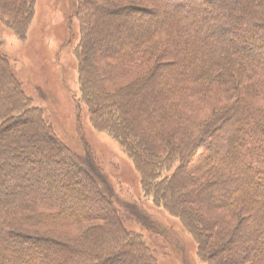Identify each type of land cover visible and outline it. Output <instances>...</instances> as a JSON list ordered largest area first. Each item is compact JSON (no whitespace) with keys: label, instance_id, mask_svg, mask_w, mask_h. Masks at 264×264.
<instances>
[{"label":"rangeland","instance_id":"rangeland-1","mask_svg":"<svg viewBox=\"0 0 264 264\" xmlns=\"http://www.w3.org/2000/svg\"><path fill=\"white\" fill-rule=\"evenodd\" d=\"M7 1L18 2L19 0ZM152 1L90 0L85 6L90 14H93L94 11L92 12L89 6L100 8L105 12V16L100 15V20L103 22L101 27L92 36L94 41L92 45L96 48V59L92 63V71H89V80H86V87L88 86V89L93 90L100 86L99 88L102 90L105 88L104 90L113 93L126 91L127 102L123 115L131 121H136L137 126L142 122L140 121L143 117L141 109H143V105L146 109L149 107V102L152 99V89L155 85H159L160 80L155 78L151 84L149 81L145 83V80H142L143 74H141L134 75L116 84L103 83L101 78L105 75V72L110 67L118 66L120 63L115 62L109 54L102 56L98 51L101 49V43L103 44L108 40H117L119 37L116 35V31L121 32V29L126 32L130 30L131 34L141 39L150 37L151 34L147 35V33L141 36L139 28L145 30L149 28L150 30L148 25L153 22L158 23V15L161 11L160 5L162 4ZM91 2L93 5H90ZM79 3L80 0H34L31 18L25 30H22L21 33L18 29L12 27L11 14L7 9L0 10V62L4 60L5 68L10 72L14 82L12 85L8 80H3L0 77V102L4 103V107L0 108V137H2L0 142V165L2 161H6L7 157H10L12 152L16 154H25L26 152V155L29 153L35 157L37 156L39 161L43 158V161L51 166L53 162L56 168H59L60 165L57 163V158L59 159L61 155L59 151L54 146L47 145L45 141L34 136V133L43 134L38 129L39 126L36 121L38 117L41 122L50 126L51 135L60 143L63 150L65 148L69 150L73 159L71 161L77 162V157H84L85 148L90 150L94 155L96 165L108 182L109 191L107 192L105 189L104 191L100 185L93 181L97 176L87 164L80 162L82 167L88 169L93 180L81 171H77L72 163L70 165V162L63 157V152L61 155L63 161L61 159L59 161L63 162L61 165L63 168H68L69 174L63 175V173L58 172L56 176L51 177L52 183L49 186L42 187L41 185L38 188L41 189L40 191L46 192L55 190L56 195L52 196V201L66 210V213L63 212V214L70 213V216L73 215L74 217L79 214V219L76 218L77 221L75 220L73 223L66 222L41 211L45 215L33 216L25 224L13 228L17 232L15 235L20 237L16 238L19 241L17 246L19 247L23 241L25 244H33L36 240L37 252H33V245L28 249L16 251L15 247L12 248L9 242L6 245V240L0 239V251L5 248V245L9 247L8 250L11 249L8 252H0V255L2 254L1 256L5 258L3 264H11L10 258L12 256H22L26 262L31 259V256L40 259L43 256L44 259L47 257L58 258L59 254L51 255L50 251L46 250L44 245L47 242H56L61 245V249H64L63 246L77 247L78 244L84 247L96 242L107 232L115 233L116 230L113 227L115 225L111 223L112 221L98 219L95 214L98 208L104 209L103 206H109L112 211L115 210L116 215L119 213V219L122 221L125 233L137 235L149 249L157 264H212L211 258L213 256L211 257V255L214 249L211 252L209 251V257L205 255L203 250L201 252V247L205 245L199 240L198 236L201 229L198 219L194 218V215H198L200 212L203 213L206 224L209 226V231H202L208 240L206 246L215 248L222 245L228 236V230L234 228L239 219V229L245 227L249 222V212L252 209L240 205L239 203H242V201L236 195L233 197L234 200L231 204V201H227V198L223 199L221 193L217 190L220 186L227 184L229 173L227 172L228 166L219 167L215 154L219 150V141L228 130L232 111L227 112L226 109L236 101L235 96L237 95L233 89L238 86V83H235L238 77L232 80L226 74L227 72L234 73L238 65L234 63L227 64L226 70L220 68L221 66L217 60H213L214 62L212 61L207 65L205 60L203 61V51L217 48L218 43L228 37L231 27L227 26L224 29L220 24L213 23V25H210L213 27V34L215 35L212 43L210 42L205 47L204 44L195 42L194 62L199 67L201 65L207 66L208 73L214 72V75L206 83L210 86L213 85L216 89L212 87L210 94V92L204 91V87L201 88V84H197L199 90L197 89L195 92L198 95L193 99L192 97L184 99L182 96V98L178 97L176 99V101H182H170L176 102L174 110L178 118H171L172 122L174 121L173 123L165 119L167 123L165 129L168 131L170 127H173V130L185 127V131L180 134L169 131L172 138H175L178 143H182V146L179 147L180 155L177 153L178 156L170 157L169 153L175 154V151L170 152L169 149L166 150L165 148H161L160 151L157 150L156 152L151 151L152 154H149L144 148L149 142L148 134L145 132L137 133V130L134 132L124 131L122 133L123 137H126V141H129L135 149L132 151L135 158L132 159L123 144L121 145L117 139L101 127L97 128L91 123L89 108L83 101L80 85L81 67L76 53H79L83 34L90 30L92 22H87L84 27L87 31L83 32L80 21L81 14H78ZM188 4H197L207 16L212 12L218 14L220 11L218 7L212 9L205 7V5H208L206 0H198ZM111 11L115 13L112 14ZM185 11H188V8ZM221 12L225 14L227 10ZM21 13L24 14V10ZM242 20L245 21L246 19ZM114 21H120V23L123 21L124 26H116ZM176 28L182 29L184 26L180 24ZM99 37H103L104 41ZM119 43L124 44L123 40H119ZM151 43L146 50L149 51V57L155 60L152 63L155 65L162 64L157 67V70L163 71L164 76L167 77L173 71L183 72L189 64L191 55L187 51L184 57L180 58L176 55H169L171 51L163 48L162 45L154 46L153 41ZM247 44L245 46L248 49L251 48L258 53L264 51V41L254 39L253 42L247 41ZM231 48L233 47L231 46ZM231 48L225 47L228 51L219 52V57L226 60L230 56ZM241 48L239 51L246 49L245 47ZM158 55H160V59H158ZM0 68L4 67L0 65ZM237 74L236 76H238ZM81 75L84 79H87L83 73ZM179 79L182 80L184 77L181 76ZM170 82L171 80L168 78L165 83L168 85ZM232 85L233 87H231ZM16 89L21 95V100L27 102L26 107L33 105L38 108V111L31 115H24L22 118L26 121V124L10 131L7 130V127L11 115L24 114L17 106L13 109L7 108V110H4L8 105H6L8 102L7 95L10 96L9 94L12 92L15 94ZM0 105L2 106V104ZM190 107L192 110H190ZM105 109H109L107 104ZM189 111H192L193 114H190ZM183 112V116L179 117V114ZM111 115L116 117V112H112ZM143 119L145 120V118ZM28 140H31V144H27ZM185 154L187 155L182 157ZM223 154L225 152H220L219 155L223 156ZM135 159L137 162H135ZM19 161L18 159L10 160L9 167L15 164L18 165ZM159 163L161 166L156 171L158 178L155 179L157 181H163L165 176H173L180 168L179 171H183L186 176L185 181H179L175 187L170 189L172 196L184 195L195 189H199L200 192L203 190L201 198L196 204L190 206L183 203L182 200L176 202L177 210L179 208L187 209V211H189L188 209L191 210L192 222L189 224L190 229L185 225L183 219L181 220L177 215L178 212L167 211L159 201L158 191L155 193L153 187L155 181L151 179L147 181L144 178V169H146L144 164L157 166ZM1 171L0 177L3 174ZM42 172L49 173L47 167L43 168ZM32 174L34 179L42 180L41 173L33 170ZM27 180L28 184L30 181ZM256 180L263 181L264 175H258ZM241 188L244 189V186ZM83 190H86V192L84 193ZM80 192L83 193V197L77 199L76 196ZM208 194H218L222 206L219 205L218 208L215 205L208 208L205 204L202 205L201 203L206 201ZM219 198H216V200ZM133 204L142 206L140 210L144 214V220L133 216ZM90 212H93L92 216H89ZM218 217H222L227 222L224 225L211 222L217 220ZM32 240L34 241L32 242ZM112 253L103 251L99 253L96 251L94 257L106 258L116 254ZM239 255L241 254L239 253ZM32 260L37 261V264H41L38 259ZM126 260L131 264H143L131 252L126 253ZM224 261H222V264H230V260ZM96 263L97 261L93 264Z\"/></svg>","mask_w":264,"mask_h":264},{"label":"trees","instance_id":"trees-1","mask_svg":"<svg viewBox=\"0 0 264 264\" xmlns=\"http://www.w3.org/2000/svg\"><path fill=\"white\" fill-rule=\"evenodd\" d=\"M196 1L198 0H153L152 2L162 4L160 5L161 11L160 15H158V23L153 22L148 25V27L150 26V30L149 28H147L148 30L139 28L141 36L147 33V35L151 34V38L147 37L146 39H141L131 34L130 30L126 32L124 29L120 28L121 32L116 31V35L119 37L117 40H108L103 44L100 42L101 49L98 53L102 56H107V54H109L115 62L120 63L118 65L119 67L117 65L110 67L107 72H105V75L102 78L100 77L103 83L110 82V85L116 84L134 75L141 74H143L142 80H145V83L149 81L151 84L155 78L160 80L159 85H155L152 89V99L149 102V107L146 109L143 105V109H141L143 117L140 120L142 122L137 126L136 121H131L128 117L126 118V116L123 115L127 102L126 91L123 90L119 93H113L104 90L105 88L102 90L99 88L100 86L93 90L88 89V86L86 87V80H89V71H92V63L96 59V48L92 45L94 42L92 36L94 32L101 27L103 22L100 20V15L105 16V12L100 8L89 6L92 12L94 11L93 14H90L85 7L86 3H89L90 0H80L78 14H81L80 21L83 26L82 31L86 32L87 30L84 29L85 25H87L89 21L92 22L90 30L87 31L86 34H83L79 53H76L81 67V95L83 101L89 108L91 123L97 128L101 127V129L107 131L111 136L117 139L121 145L123 144V147L130 153L129 155H131L132 159L135 158V155H132V151L135 149H133L129 141H126V137H123L122 133L124 131L134 132L137 130V133L145 132L148 134L147 137L149 138V142L144 148L149 154H152L151 151L156 152L157 150L160 151L161 148H165L166 150L169 149L170 152H172V150L175 151V154L169 153L170 157L174 155L178 156L177 153L179 155L181 153L179 147L182 143H178L175 138H172L170 132L175 131V133L180 134L185 131V127L181 128L179 126L180 128H176V130L170 127L169 129L171 130L168 129V131L165 129V126H167L165 119L172 122L174 117L178 118L174 107H176L177 101L182 100L176 101V99L178 97L182 98V96L184 99L191 97L193 99L198 95L197 92H195L198 89L196 86L197 84H201V88L204 87V91L210 92V94V89H216L213 85L210 86L206 83L207 80L211 79L214 75V72L211 71V73H208L207 66L201 65L199 67L194 62L196 54L195 45L196 43H202L206 47L210 42L212 43L215 35L213 34V27L210 25H213V23L220 24L223 28L227 26L231 27L227 35L228 37L221 40L217 48L203 51V61L205 60V63L208 65L213 60H217L222 70H226L227 64L230 63L238 65L234 73L227 72L226 74L227 77L232 80L238 77V79L235 80L238 86H235L236 88L233 89L237 95L235 96L236 101L226 109L227 112L232 111L228 130L219 141V150L217 154H215L219 162V167L223 168L228 166L227 172L229 173L227 175V184L220 186L217 190L221 193L222 198H227V201H231V204L234 200L233 197L236 195V197L238 196L237 198L242 201V203H239L240 205L252 208L249 212L250 219L245 227L243 226V229L242 227L239 229V219L234 228L232 227V229L228 230V236L221 246L209 248L210 246H206L208 240L204 233H202V231H209L206 218L202 212L198 215H193L194 218L196 217V219H198L201 229L198 236L199 240L205 245L201 247V252L203 250L205 255L209 257V251L215 250L212 251L211 257H213H210L212 264H222V261H226L227 259L230 260V264H264V180H256L258 175H264V102L262 104V101H264V51L258 53L245 46L248 45L247 41L253 42L254 39L257 41H264V0H206L208 1V5H205V7L209 9L218 7L220 9L218 14L212 12L213 14L211 13L208 16L201 11L197 4H188ZM33 2L34 0H19L18 2L2 0L0 1V10L7 9L11 14L12 27H15L21 33L22 30H25L31 18ZM90 5H93V3L91 2ZM186 8H188V11H185ZM22 10H24V14L21 13ZM222 10H227V13H222ZM111 13L114 14L115 12L111 11ZM244 18L246 19L245 21L242 20ZM122 22L114 21L115 25L120 27L124 26ZM178 24H182L184 28L177 29L178 27L176 28V26H179ZM223 28L222 30L225 29ZM99 38L104 41L103 37ZM119 40H123L124 44L119 43ZM152 41L154 46L162 45L163 48L169 49L171 51L169 55L171 56L176 55L183 58L187 51L191 55V58L189 59L190 61L188 60L189 64L185 67L183 72L173 71L166 77L163 71H158L157 67L162 64L159 65L156 63L157 65H155L152 63L153 61L155 62V60L149 57V51L146 50L152 44ZM231 46L233 48H231ZM225 47L231 48L230 56L226 60H222V58L219 57V52L228 51ZM241 47H245L246 49L239 51L242 49ZM233 52L238 54H234ZM158 59H160V55H158ZM3 62L4 60L0 62V65L4 67L0 68V77L3 80H8V82L13 85L12 76L10 72L6 70V66ZM81 73H83L87 79H84ZM236 74L238 76H236ZM181 76H183L184 79H179ZM168 78L171 82L167 85L165 82ZM231 87H233V85ZM229 89L232 90L230 87ZM9 95L10 96L7 95L8 102L6 103V105H8L4 110H7V108L13 109L17 106L24 113L22 115H11L7 130L13 131L17 129V127L26 124V121L22 118L24 115L37 113L38 108L33 105L26 107L27 102L21 100V95L17 89L15 94L12 92ZM0 104H2L0 108H3L4 103L0 102ZM106 104L109 109H105ZM190 110H192V108ZM112 112H116V117L111 115ZM189 113L193 114L192 111H189ZM183 114L184 112L179 114V117L183 116ZM143 118H145V120ZM36 121L39 126L38 129L43 132V134L38 135L34 133V136L45 141L47 145L54 146L55 149L59 151V154L62 155L64 152L63 157L70 162V165L72 163L77 168V171H81L91 178L88 169L82 167L80 162L87 164L97 176L96 179H91L97 185H100L103 190L109 191L108 182L96 165L94 155L88 148H85L84 157H77V162L71 161L72 155L68 149L65 148V150H63L60 143L51 135L50 126L41 122L38 117ZM11 125L12 127H10ZM1 138L2 137H0V142L2 141ZM27 144H31V140H28ZM220 152H225V154L220 156ZM61 155L59 159L63 161ZM186 155L187 154L182 157ZM17 159L20 160L19 164L9 167V161ZM59 159L57 158V163L61 166L63 162L61 163ZM64 162L66 163V161ZM135 162H137L136 159ZM1 163L0 170H2L1 172H3V174L0 177V239H5L6 245L10 243V246L12 248L15 247L16 251L28 249V247L33 245L32 250L36 253V240H32V242L34 241L33 244H25L23 241L19 247L17 246L19 241H17L16 238L18 236L15 235L17 232H15L13 228L23 223L25 224V222H28L33 216L45 215V213L41 211H45L49 215L56 216L58 219H62L66 222L73 223L76 218L79 219V214L76 217L73 215L70 216V213L63 214V212L66 213V210L52 201V196L56 195L55 190L46 192L40 191L41 189H39L41 185L42 187L45 185L49 186V184L52 183L51 177L56 176L58 172L63 173V175H68L69 170L67 167L63 168V166L56 168L53 162L51 166L49 163L43 161V158L39 161L37 156L35 157L33 154L29 153L26 155V152L25 154H16L12 152L10 157H7V160ZM159 166H161L160 163L157 164V166L144 164V167H146V169H144V178H146L147 181L150 179L155 181L153 187L155 193L158 191L159 201L167 211L178 212L177 215L181 220L183 219L185 225L189 228V224L192 222V212L190 209L187 211V209L183 208L177 210L176 202L182 200L183 203L189 204L190 206L196 204V202L200 200L203 190L200 192L199 189H195L184 195L177 194L172 196L170 194V189L175 187L179 181H185L186 176L183 171H179L181 170L180 168L173 176H165L163 181H157L156 179L158 176L156 171L159 170ZM42 167H47V172L49 173H43ZM33 170L34 172L42 174L41 181L33 178ZM27 179L30 181L28 184ZM242 186H244V189L241 188ZM83 191L84 193L86 192V190ZM209 194L206 201L201 203L202 205L205 204L208 208L215 205H217L218 208L222 206L218 194ZM76 197L77 199H81L83 193L80 192ZM216 198L219 199L216 200ZM103 207L104 209L98 208L95 214L98 219L109 222L112 221L111 223L115 225L113 226L116 230L115 233L107 232L105 235L103 234L102 238L90 245L83 247L78 244V248L75 246H63L64 249H61L60 244L56 242H47L44 245L46 250H49L51 255L59 254L58 258L47 257L44 259L43 256L40 259L31 256V259L26 262L23 260L22 256H12L10 258L11 264H37V261L32 259H38L41 264H93L95 261H97L96 264H131L126 260L127 252L135 254L136 259H140L143 264H157L149 249L137 235L128 232L127 234L125 233L122 227V221L119 219V213L118 216L115 210L112 211L109 206ZM132 207L134 208V211H132L133 216H137L141 220H144V214H142L140 210L142 206L140 204H133ZM93 212H90L89 216H92ZM208 222L210 223V221ZM211 222L224 225L227 221L222 217H218L217 220ZM6 245L5 248L0 251L1 253L11 250H8L9 247H6ZM217 248H219V250H217ZM96 251L99 253L103 251L105 253L113 252L112 254H116L106 258H98L97 256L94 257ZM239 253L241 255H239ZM1 255L0 264H3L5 258Z\"/></svg>","mask_w":264,"mask_h":264}]
</instances>
